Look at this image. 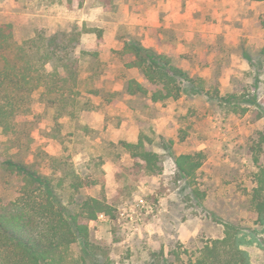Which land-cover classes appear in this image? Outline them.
I'll use <instances>...</instances> for the list:
<instances>
[{
	"label": "rangeland",
	"instance_id": "374dc122",
	"mask_svg": "<svg viewBox=\"0 0 264 264\" xmlns=\"http://www.w3.org/2000/svg\"><path fill=\"white\" fill-rule=\"evenodd\" d=\"M0 23L13 24L18 42L42 31L77 56L99 53L81 58L74 107L61 113L38 103L21 119L29 135L20 143L0 130V163L23 159L62 181L71 212L81 214L87 198L112 206V215L80 218L90 228L89 264H187L227 224L244 237L250 264H264V226L250 202L256 155L264 165V1L0 0ZM132 41L170 56L203 88L160 103L130 95L131 79L153 89L120 55ZM217 94L239 97L247 111L234 113ZM140 139L161 170L134 183L126 168L136 160L121 143ZM196 152L206 155L196 183L179 179L175 158ZM22 185L0 165L3 202Z\"/></svg>",
	"mask_w": 264,
	"mask_h": 264
},
{
	"label": "trees",
	"instance_id": "16d2710c",
	"mask_svg": "<svg viewBox=\"0 0 264 264\" xmlns=\"http://www.w3.org/2000/svg\"><path fill=\"white\" fill-rule=\"evenodd\" d=\"M84 55L98 58L99 53L82 51L77 56L70 44L42 31L18 42L13 24L0 23V130L20 143L29 135L28 123L22 124L21 119L34 115L38 103L44 104L46 110L55 106L61 113L74 107L83 84L80 62ZM120 55L129 60V68L139 69L153 86L150 90L131 79L127 84L130 95L160 103L180 99L187 86L203 88L199 83L195 86L194 79L170 56L147 48L140 41L127 42ZM216 97L234 113L247 111L239 97ZM263 144L264 132L260 148ZM121 146L136 160L126 168L132 182H141L161 170L159 155L148 150L143 139L137 143L122 142ZM205 159L203 152L177 156V177L196 183ZM254 162L257 186L250 202L258 222L264 226V165L259 155ZM0 165L23 181L16 199L3 202L0 198V264H89L90 228L80 218L95 221L100 215H112V206L102 199L87 198L81 214L71 212L59 191L62 181L55 184L51 176L23 159L7 158ZM82 184L73 183L72 187L78 191ZM243 243L238 227L227 224L224 236L206 241L187 264H250ZM76 245L82 247L81 255H75Z\"/></svg>",
	"mask_w": 264,
	"mask_h": 264
}]
</instances>
